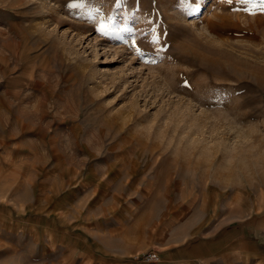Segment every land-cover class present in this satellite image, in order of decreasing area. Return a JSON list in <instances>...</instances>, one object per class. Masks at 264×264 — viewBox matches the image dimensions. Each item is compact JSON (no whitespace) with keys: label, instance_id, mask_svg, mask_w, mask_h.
Here are the masks:
<instances>
[{"label":"rangeland","instance_id":"obj_1","mask_svg":"<svg viewBox=\"0 0 264 264\" xmlns=\"http://www.w3.org/2000/svg\"><path fill=\"white\" fill-rule=\"evenodd\" d=\"M244 237L264 0H0V264L232 262Z\"/></svg>","mask_w":264,"mask_h":264},{"label":"crops","instance_id":"obj_2","mask_svg":"<svg viewBox=\"0 0 264 264\" xmlns=\"http://www.w3.org/2000/svg\"><path fill=\"white\" fill-rule=\"evenodd\" d=\"M229 244L231 245V250H234V251H230L233 254L232 258L234 260L231 262V256L227 258V261L225 258L219 257L215 259L212 264H264V245L257 243L255 240L251 238L248 239L247 237H244L243 242L240 244L239 242L237 243L231 241L229 242ZM184 250H185L184 248H181V251ZM174 252L175 254H177L176 251ZM173 258L179 259V256ZM195 258L196 257H189L186 258L187 260L185 259L187 262L185 260H181L177 262V264H198ZM133 264H140V263L136 262ZM161 264H173V263L165 262Z\"/></svg>","mask_w":264,"mask_h":264},{"label":"built area","instance_id":"obj_3","mask_svg":"<svg viewBox=\"0 0 264 264\" xmlns=\"http://www.w3.org/2000/svg\"><path fill=\"white\" fill-rule=\"evenodd\" d=\"M141 259L146 263H155L158 261V255L156 252L150 251V252L144 253L141 256Z\"/></svg>","mask_w":264,"mask_h":264},{"label":"snow or ice","instance_id":"obj_4","mask_svg":"<svg viewBox=\"0 0 264 264\" xmlns=\"http://www.w3.org/2000/svg\"><path fill=\"white\" fill-rule=\"evenodd\" d=\"M69 7H77L78 5L77 4H70L68 5ZM197 10V8H191V11L192 12H195ZM100 31L103 33L105 31V26L104 25H101V28H100Z\"/></svg>","mask_w":264,"mask_h":264}]
</instances>
